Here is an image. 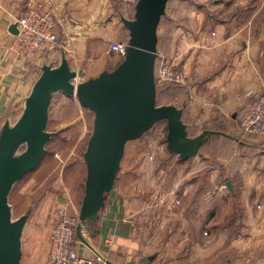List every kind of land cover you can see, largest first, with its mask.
I'll list each match as a JSON object with an SVG mask.
<instances>
[{"label": "crops", "instance_id": "crops-1", "mask_svg": "<svg viewBox=\"0 0 264 264\" xmlns=\"http://www.w3.org/2000/svg\"><path fill=\"white\" fill-rule=\"evenodd\" d=\"M27 1L0 0V125L21 113L43 60L57 65L65 54L71 68L81 70L80 80L113 69L109 44L126 40L121 17L133 15L130 7L117 0H33L55 13L58 42L53 51L29 63L9 50L14 36L11 28L25 12ZM163 17L164 51L161 18L157 61H172L187 75L183 89L179 88L185 94L165 90L166 97L173 95L165 104L181 107L199 132L213 119L233 123L231 135L240 144L239 150L253 157L252 150L262 149L264 155V136L239 128L242 111L264 89V0H170ZM141 180L121 183L108 194L99 232L90 235L87 229L89 246L76 237L77 250L101 257L105 264H189L186 254L171 256L167 263L161 260L164 253L194 251L199 245L196 242L193 247L187 229L174 232L165 223L157 224L161 214L145 210L155 203V191H149L150 183L143 185ZM165 215L163 221L168 219Z\"/></svg>", "mask_w": 264, "mask_h": 264}, {"label": "rangeland", "instance_id": "rangeland-1", "mask_svg": "<svg viewBox=\"0 0 264 264\" xmlns=\"http://www.w3.org/2000/svg\"><path fill=\"white\" fill-rule=\"evenodd\" d=\"M156 85L157 104H165L173 95L183 93L179 88L183 89L184 84L157 80ZM168 89L173 95L166 97L163 92ZM63 96L62 92L55 93L49 107L48 130L52 135L45 155L9 193L13 217L28 213L21 264H49V237L58 210L66 206L69 214L79 211L85 178L82 155L92 130L93 114L74 97ZM166 132V123L161 121L141 138L126 143L119 182L142 179L143 185L150 183L148 189L155 191L156 200L145 210L158 211L161 216L157 224L165 223L174 232L187 229L193 247L196 242L199 245L194 251L188 248L185 253H164L161 260L167 263L171 256L186 254L189 264H264L263 150H252L255 156L251 157L248 151H240V144L233 140L229 151L227 140L219 137L202 152L180 160L167 152ZM189 132L195 135L199 128L190 123ZM164 213L168 218L165 221ZM95 258L105 264L101 257Z\"/></svg>", "mask_w": 264, "mask_h": 264}, {"label": "water", "instance_id": "water-1", "mask_svg": "<svg viewBox=\"0 0 264 264\" xmlns=\"http://www.w3.org/2000/svg\"><path fill=\"white\" fill-rule=\"evenodd\" d=\"M169 1L137 0L132 17H121L127 30L125 53L111 70L77 81L81 70L71 68L65 54L57 65L43 60L21 113L16 120L6 118L0 125V264H21L28 213L14 218L8 197L14 184L34 170L45 155L52 135L48 121L55 93L74 97L93 114L82 155L85 178L75 228L76 237L87 246L83 230L88 229L90 235L99 232L96 225L114 189L127 142L141 138L164 121L167 152L185 160L196 155L215 133L202 129L189 135L181 107L157 104L158 26ZM11 30L15 34L16 25Z\"/></svg>", "mask_w": 264, "mask_h": 264}, {"label": "built area", "instance_id": "built-area-1", "mask_svg": "<svg viewBox=\"0 0 264 264\" xmlns=\"http://www.w3.org/2000/svg\"><path fill=\"white\" fill-rule=\"evenodd\" d=\"M125 7L133 10L137 0H117ZM26 10L16 19L17 32L14 34L9 50L15 57L29 63H35L45 53L57 47V19L55 13L33 0L25 4ZM126 40L113 41L108 52L115 66L123 59ZM156 81L172 84H185V72L172 61L163 60L156 64ZM85 79H78L83 81ZM240 127L246 133L264 136V89L240 117ZM78 213L69 214L66 206L58 210L49 237V264H101L96 256H86L77 250L75 228ZM86 235L87 231L83 230ZM111 245V240H105ZM101 261V259H100Z\"/></svg>", "mask_w": 264, "mask_h": 264}, {"label": "trees", "instance_id": "trees-1", "mask_svg": "<svg viewBox=\"0 0 264 264\" xmlns=\"http://www.w3.org/2000/svg\"><path fill=\"white\" fill-rule=\"evenodd\" d=\"M158 90L159 89L157 87V94H158ZM182 119H183V122H185V124L187 125V130H188L189 135H191L189 132V122L187 121V119L185 118L184 115H182ZM232 127H233V123L221 121L218 119H213L210 122L206 123L203 128L213 130V131H215V133L210 135V137L208 138V141L202 145L199 152L200 151L202 152L205 149V147H207L209 145V143H211L213 141V139H216L219 137L227 140V146L229 147L228 150L232 151V147L230 144V142L234 140V137L230 133ZM119 182H120V179L117 178L114 188H116L120 185ZM101 213H102V211H101ZM101 213H100V218H101ZM100 218L97 222L96 227L99 226Z\"/></svg>", "mask_w": 264, "mask_h": 264}]
</instances>
